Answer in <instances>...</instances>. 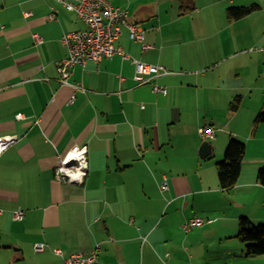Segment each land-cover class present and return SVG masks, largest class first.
I'll return each mask as SVG.
<instances>
[{
	"label": "crops",
	"instance_id": "obj_1",
	"mask_svg": "<svg viewBox=\"0 0 264 264\" xmlns=\"http://www.w3.org/2000/svg\"><path fill=\"white\" fill-rule=\"evenodd\" d=\"M108 1L144 41L123 28L116 46L130 59L88 61L64 85L61 38L86 24L56 0H0V137L17 138L0 155V264H64L96 245L97 264H264L237 238L241 216L264 220V124L254 128L264 108V3L235 21V0ZM133 60L171 74L139 85ZM205 125L216 129L214 162L200 156ZM231 138L246 153L237 185L223 191L217 163ZM75 147L87 152L83 185L55 178ZM17 209L24 220H13ZM197 217L207 222L186 232Z\"/></svg>",
	"mask_w": 264,
	"mask_h": 264
},
{
	"label": "built area",
	"instance_id": "obj_2",
	"mask_svg": "<svg viewBox=\"0 0 264 264\" xmlns=\"http://www.w3.org/2000/svg\"><path fill=\"white\" fill-rule=\"evenodd\" d=\"M67 10L73 11L79 19L87 26L85 30H77L65 33L61 41L67 49V57L58 63V72L61 75L60 83L71 85L69 77L76 66H85L88 61L100 63L105 59L119 54L123 59H130L122 48L116 46V42L122 34L123 28H127L130 38L141 42L145 38V31L137 24L129 21L125 10L114 6L108 0H56ZM26 16H31L27 13ZM54 19V15H50ZM36 43L43 40L38 34L33 35ZM148 48V46H145ZM136 66L134 79L140 85L152 84L154 78L167 75L169 71L163 66H154L144 62L133 60ZM121 80L124 78L121 77ZM154 92L166 94V91L157 85H153ZM22 118V115H18ZM202 139H213L215 131L211 127H203L199 130ZM17 141L16 137H0V155ZM59 166L56 170V179L59 181H69L71 183L82 184L87 174V161L85 149L75 148L65 158H60ZM162 192L169 189L166 179L160 185ZM3 210L0 209V214ZM26 212L18 209L13 212V219L21 221L25 218ZM205 220L193 218L183 224L186 232L203 226ZM44 244H36L35 250L42 251ZM100 245L92 250L89 255L78 253L71 254L65 259L64 264H97L100 252ZM61 254L60 250L55 251Z\"/></svg>",
	"mask_w": 264,
	"mask_h": 264
},
{
	"label": "trees",
	"instance_id": "obj_3",
	"mask_svg": "<svg viewBox=\"0 0 264 264\" xmlns=\"http://www.w3.org/2000/svg\"><path fill=\"white\" fill-rule=\"evenodd\" d=\"M184 8L185 6L182 4V11ZM260 9L259 4L229 7L227 18L235 21L240 20ZM236 101L238 102V100ZM237 102L232 106L233 111L238 108ZM260 124H264V108L255 117L254 128ZM245 153V143L236 138H231L225 149L224 159L217 163L219 185L223 191H229L237 185ZM257 180L264 186V165L258 171ZM237 238L244 244L247 257L264 255V224L255 226L248 218L241 217Z\"/></svg>",
	"mask_w": 264,
	"mask_h": 264
},
{
	"label": "bare ground",
	"instance_id": "obj_4",
	"mask_svg": "<svg viewBox=\"0 0 264 264\" xmlns=\"http://www.w3.org/2000/svg\"><path fill=\"white\" fill-rule=\"evenodd\" d=\"M128 17H129V15H128ZM129 21H130V18H129ZM131 22V21H130ZM132 23V22H131ZM133 24H135V23H133ZM138 25V24H137ZM145 39V38H144ZM144 41V40H143ZM142 42V41H141ZM145 47V46H144ZM152 65V64H151ZM154 66H161V65H154ZM164 67V66H163ZM165 68V67H164ZM167 69V68H166ZM168 70V69H167ZM136 71V70H135ZM169 71V70H168ZM169 74H171V72L169 71ZM168 75V74H167ZM135 80V79H134ZM136 81V80H135ZM137 82V81H136ZM138 83V82H137ZM139 84V83H138ZM140 85V84H139ZM74 87H76V86H74ZM161 88V87H160ZM162 89H164V88H162ZM165 90V89H164ZM166 91V90H165ZM161 93V92H160ZM167 93V92H166ZM163 94V93H162ZM164 95H166V94H164ZM203 127H211V128H213L214 129V131H215V135H214V138L213 139H206V140H204V139H202V137H201V139L203 140V143L204 142H209V143H211V141L212 140H214L215 138H216V129L214 128V127H212V126H209V125H205V126H203ZM203 127H201V128H203ZM200 128V129H201ZM199 129V130H200ZM199 135H200V133H199ZM212 145V144H211ZM76 148V147H75ZM75 148H73V149H75ZM77 148H80V147H77ZM72 149V150H73ZM80 149H85V152H86V148H80ZM71 150V151H72ZM70 151V152H71ZM70 152H68V154L70 153ZM87 153V152H86ZM68 154H66L65 156H60L59 157V161H60V158H65ZM211 156V155H210ZM209 157V156H208ZM207 157V158H208ZM86 161H87V158H86ZM59 164L60 163H58V166H59ZM58 166H57V168H58ZM57 168H56V170H57ZM56 170H55V178H56ZM87 174H88V162H87ZM87 174H86V176H87ZM86 176H85V179H86ZM85 179H84V182H85ZM164 179H166L167 180V178H164ZM57 180V179H56ZM59 181V180H58ZM60 182H63V181H60ZM64 182H67V183H70V184H76V183H71V182H69V181H64ZM84 182L82 183V184H77V185H83L84 184ZM163 182V181H162ZM167 182H168V180H167ZM162 184V183H161ZM168 185H169V183H168ZM169 190V189H168ZM167 190V191H168ZM166 192V191H165ZM2 210V209H1ZM18 210V209H17ZM23 210V209H22ZM16 211V210H15ZM15 211H13V212H15ZM25 211V210H24ZM26 212V211H25ZM26 216V215H25ZM197 218H200V217H197ZM193 219V218H192ZM203 219V218H202ZM14 220V219H13ZM24 220V219H23ZM190 220V219H189ZM205 220V219H204ZM16 221V220H15ZM22 221V220H21ZM188 221V220H187ZM207 221L205 220V223H206ZM208 222H210V221H208ZM204 223V224H205ZM183 226V225H182ZM202 227V226H201ZM183 228V227H182ZM200 228V227H199ZM193 230V229H192Z\"/></svg>",
	"mask_w": 264,
	"mask_h": 264
},
{
	"label": "rangeland",
	"instance_id": "obj_5",
	"mask_svg": "<svg viewBox=\"0 0 264 264\" xmlns=\"http://www.w3.org/2000/svg\"><path fill=\"white\" fill-rule=\"evenodd\" d=\"M251 3H259L260 5H263L264 3V0H235V4H231L229 5V7H234V6H244V5H250ZM215 158L216 157H212L210 159V161L214 162L215 161ZM221 161V160H220ZM219 162V161H218ZM241 217H246L248 218L247 216H241ZM253 225L255 226H258V225H261V224H264V220L262 221H257V220H251L250 218H248Z\"/></svg>",
	"mask_w": 264,
	"mask_h": 264
},
{
	"label": "water",
	"instance_id": "obj_6",
	"mask_svg": "<svg viewBox=\"0 0 264 264\" xmlns=\"http://www.w3.org/2000/svg\"><path fill=\"white\" fill-rule=\"evenodd\" d=\"M212 153V145L209 142H204L200 147V156L206 159Z\"/></svg>",
	"mask_w": 264,
	"mask_h": 264
}]
</instances>
